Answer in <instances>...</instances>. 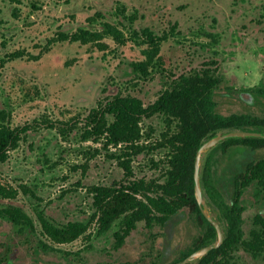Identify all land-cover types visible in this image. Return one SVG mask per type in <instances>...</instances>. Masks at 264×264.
Here are the masks:
<instances>
[{
  "label": "rangeland",
  "instance_id": "obj_1",
  "mask_svg": "<svg viewBox=\"0 0 264 264\" xmlns=\"http://www.w3.org/2000/svg\"><path fill=\"white\" fill-rule=\"evenodd\" d=\"M121 5L126 14L136 13L133 24L117 14ZM263 7L264 0H0V110L8 113L12 126L29 127L19 147L0 164V181L16 188L24 183L37 195L35 199L20 191L14 200L0 198V208L7 203L22 206L36 227L34 233L29 228L20 230L0 215V256L7 254L3 264H168L189 251L204 226L186 208L163 226L147 228L138 222L118 249L113 247L117 224L98 235L94 222L89 226L90 240L78 238L47 249L43 242L49 241L40 233L36 213L41 211L58 224L88 222L93 211L88 186L122 178V168L108 157L118 152L117 147L105 148L102 141L81 135L83 118L109 93L131 92L147 104L181 73L211 66L220 77L213 97L216 111L264 116V94L260 92L264 89V18L259 16ZM104 21L125 24L118 25L125 43L109 35L101 39L107 44L104 49L93 42L69 39L48 43L59 32L102 31ZM174 22L177 33L161 42L165 76L156 73L135 83L129 62L144 58L146 44L129 29L148 26L161 35ZM15 50L32 55L43 52L37 59L27 54L9 59ZM61 121L77 124L65 135L47 125ZM142 126L153 128L147 139L152 142L164 121L153 115L144 118ZM163 153L158 149L137 155L132 162L135 176H156L159 171L151 158L156 161ZM212 155L213 178L229 199L233 176L247 162L264 157V148L234 146L223 153L218 148ZM241 204L247 234L254 215L264 214V191L257 193L254 184L247 187ZM213 216L220 224L216 211ZM236 260L237 264H260L258 257L241 248Z\"/></svg>",
  "mask_w": 264,
  "mask_h": 264
},
{
  "label": "trees",
  "instance_id": "obj_2",
  "mask_svg": "<svg viewBox=\"0 0 264 264\" xmlns=\"http://www.w3.org/2000/svg\"><path fill=\"white\" fill-rule=\"evenodd\" d=\"M116 11L121 19L128 20L130 24L137 19L135 12L126 14L123 5ZM97 14L101 16L100 12ZM259 16L264 18V7ZM103 25L102 31L78 28L70 34L59 32L57 37H52L48 43L69 39L81 43L93 42L100 49H104L107 44L101 39L105 35L111 36L118 43H125L124 32L118 26H124V23L104 21ZM176 29L177 22L161 35L148 26L140 29L132 26L129 29L133 37L146 44L142 49L144 58L129 62L131 72L137 77L135 83L151 79L156 73L165 76L164 62L160 55L161 42L171 33H177ZM45 48L47 47L44 46ZM42 52L43 50L32 55L24 50H15L8 54V58L13 59L27 54L28 57L37 59ZM219 84L220 77L215 68L205 66L181 73L166 82L156 98L147 104L136 94L118 90L109 93L104 102L92 107L83 118L85 125L81 135L86 140L102 141L105 148L117 147L118 152H111L108 157L116 159L117 165L123 170V176L110 184L88 186L93 206L88 222L69 220L58 224L38 211L36 214L40 223V233L49 241L43 242L44 247L52 250L55 249L54 244H67L78 238L90 240L92 232L89 231V226L94 222L98 235L109 231L115 223L117 224L113 247L118 249L123 246L138 222H144L147 228L163 226L173 215L185 208L196 215L198 223L204 226V230L195 239L189 251L183 252L177 260L168 264H176L192 251L214 243L217 239L216 229L202 213L194 192L196 151L204 141L219 132L242 129L264 133V116L247 113L222 114L216 111L213 97ZM260 92L264 94V89H260ZM153 115H160L163 118L164 128L154 141L147 142L154 130L152 127L144 130L142 121ZM59 123L61 124L56 125L48 122L47 125L57 127L59 132L65 135L75 127L74 124H77L69 121ZM28 129L29 127L25 125L12 126L8 121V113L0 110V164L8 159L11 150L19 147ZM234 146L264 148V137H229L213 146L203 157L200 165L202 195L211 213L214 215V212H217L224 238L219 247L212 248L188 264H237L236 252L240 248L249 252L252 257H258L260 264H264V214L254 215L253 226L246 234L242 223L244 207L241 204V197L247 187L254 184L257 193L264 191V157L247 162L243 169L233 176L229 199L224 197L213 178L212 152L219 148L223 153ZM158 149L163 150V155L156 161L151 158L159 171L158 174L149 178L136 177L133 159L137 155ZM85 170V166L82 165V172ZM17 188L0 181V198L14 200L21 191L37 199L36 192L24 183H20ZM0 215L18 226L20 230L29 228L31 233L36 230L33 219L20 205L4 204L0 208ZM5 259L6 253L0 256V264L5 263Z\"/></svg>",
  "mask_w": 264,
  "mask_h": 264
},
{
  "label": "water",
  "instance_id": "obj_3",
  "mask_svg": "<svg viewBox=\"0 0 264 264\" xmlns=\"http://www.w3.org/2000/svg\"><path fill=\"white\" fill-rule=\"evenodd\" d=\"M247 136H259L264 137V133L260 131H253V130H230L227 132H219L206 141H204L196 151L195 155V167H194V192L195 197L197 199L198 204L200 205L201 211L204 216L213 224L216 229L217 239L214 243L202 246L191 253H189L185 258H183L180 262L176 264H188L204 254H206L212 248H217L223 242V232L220 227L219 221L211 214L207 202L202 195V186L200 180V165L203 157L205 156L206 152L209 151L213 146H215L220 141L229 138V137H247Z\"/></svg>",
  "mask_w": 264,
  "mask_h": 264
}]
</instances>
